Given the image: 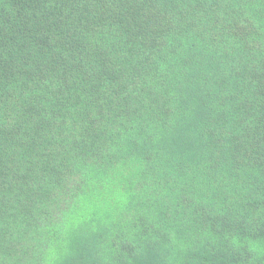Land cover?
<instances>
[{
    "label": "trees",
    "instance_id": "trees-1",
    "mask_svg": "<svg viewBox=\"0 0 264 264\" xmlns=\"http://www.w3.org/2000/svg\"><path fill=\"white\" fill-rule=\"evenodd\" d=\"M0 264H264V0H0Z\"/></svg>",
    "mask_w": 264,
    "mask_h": 264
}]
</instances>
